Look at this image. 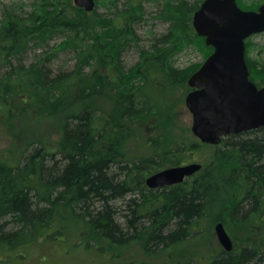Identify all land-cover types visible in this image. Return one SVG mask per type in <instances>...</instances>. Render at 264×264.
<instances>
[{
  "label": "trees",
  "instance_id": "obj_1",
  "mask_svg": "<svg viewBox=\"0 0 264 264\" xmlns=\"http://www.w3.org/2000/svg\"><path fill=\"white\" fill-rule=\"evenodd\" d=\"M100 2L103 14L97 11ZM96 4L90 13L94 25L83 19L85 10L72 0H30L29 5L1 9L0 112L33 95L35 104L61 113L65 121L56 152L39 143L16 165L0 162V246L13 250L60 238L57 225L64 223L80 233L88 230L85 244L94 243L99 253L101 245L116 251L144 237L145 253L156 255L188 241L195 225L218 207L217 219L243 231L239 243L232 251L222 247L205 263L190 259L184 264H264V127L229 136L216 146L201 141L175 144L178 150L166 154L168 166L181 163L179 154L198 146L216 149L218 156L185 182L183 191L169 195L141 194L139 187L133 188V170L148 167L145 161L130 160L123 150L121 129L142 108L136 105L146 84L142 69L151 68L154 75L158 69L171 83L183 74L175 68L176 56L202 47L204 38L192 23L199 0ZM153 20L165 24L166 32L151 38L149 48L139 51L138 64L127 67L124 55L139 42L137 28ZM203 49L205 61L214 50ZM62 54L71 56V71L67 63L66 69L55 70ZM204 61L184 74L182 83L189 90L188 79ZM246 62L250 77L261 84L263 78L254 77L247 56ZM259 67L256 73L264 76V67ZM78 85L83 87L80 93ZM156 154L146 162L165 167Z\"/></svg>",
  "mask_w": 264,
  "mask_h": 264
},
{
  "label": "rangeland",
  "instance_id": "obj_2",
  "mask_svg": "<svg viewBox=\"0 0 264 264\" xmlns=\"http://www.w3.org/2000/svg\"><path fill=\"white\" fill-rule=\"evenodd\" d=\"M202 1L205 0H199V3ZM21 3L29 5L30 0H0V19L3 7L19 6ZM72 4L77 7L74 0H72ZM67 7H70V5H67ZM98 7V13L103 14L106 12L101 2ZM85 13L83 19L94 25L96 20L94 15L90 14L92 12L85 11ZM166 29L165 24L154 20L147 25H142L141 28L138 27L136 32L139 42L126 50L127 52L124 55L126 66L130 68L138 64L141 60L139 51L142 48L148 49L151 38L164 34ZM194 32L196 33L195 29ZM60 41L58 40L57 43ZM200 42H202L200 44L203 48L208 47L205 39ZM202 47L200 49L188 48L176 56L175 68L182 70L183 74L180 73L171 83L166 82L165 77L162 75L163 72L161 73L159 70L160 73H158V69H156V75H154L155 72L151 68L142 69V72L147 73L145 77L146 84L141 85L142 95H139L136 99V105L138 107L142 106V108H139V115L133 117V120L131 119V124L123 127L121 131L124 138L123 150L126 157L130 160L145 161V167L148 168L141 171L144 176L163 168V166L155 165L153 162H146L148 159L150 160L154 153H157L156 160L158 162H162L159 157L161 155L164 159V165L167 167L171 160L166 154L169 151L172 153L176 151L177 146L175 144L183 146L186 141L188 144L193 141H200L191 130L193 116L185 102L190 90L182 83V78L184 74L191 71L192 66H197L204 61V56L207 54L204 53ZM32 56L31 54L29 58L31 59ZM246 56L253 65V69L255 68L254 77L264 79V76L256 73L257 69L260 70L259 64L264 67V34L257 35L249 40L246 45ZM66 63L67 68L71 71V56L62 54L53 66L58 72L63 68L66 69L64 67ZM105 68L103 66L100 69L106 72L108 68ZM263 79H259L262 85H264ZM82 89V85H78V93ZM79 98L77 97L73 102H77ZM23 99L25 97L20 98V100ZM27 99V102H18L17 105L12 106L9 109L11 112L6 109H2L3 111L0 112V162L16 165L19 160H22L23 153L39 143L45 144L49 150L55 152L59 148L62 137L61 125L64 123L65 117L61 113L54 115L47 107L35 104L33 95L27 96ZM56 112L59 113V111ZM164 149L166 150L164 151ZM177 156L176 154L174 157L177 158ZM217 156L218 151L216 149L202 148L201 146H198V149L193 152L187 150L184 154H179L181 163H196L204 167H208L216 161ZM133 187L135 188L136 185L133 184ZM217 209L218 207L210 209L209 214L195 225L193 236L188 241L182 245L164 251L161 250L156 255L145 253L144 237L116 251L111 250L109 245L107 247L101 245L103 253H99L100 251L97 252L93 249L94 243L90 244L91 246L85 244L88 237L87 233H89L86 231L88 230H81L80 233L77 229L73 228L71 230V228H68L69 226L63 223L57 225L61 230L60 238H43L30 246L13 250L0 246V264H184L190 259H197L200 263H205L206 260L222 249L216 234V226L219 223H223L225 226L233 240V246L239 243L240 235L243 233L240 228L237 230L234 225H228L227 220L217 219ZM76 232L79 233L78 236ZM101 247H96V249L100 250Z\"/></svg>",
  "mask_w": 264,
  "mask_h": 264
},
{
  "label": "water",
  "instance_id": "obj_3",
  "mask_svg": "<svg viewBox=\"0 0 264 264\" xmlns=\"http://www.w3.org/2000/svg\"><path fill=\"white\" fill-rule=\"evenodd\" d=\"M74 3L88 13L96 9L95 0ZM192 23L196 34L214 49L188 80L193 91L185 102L193 116V134L216 146L229 136L264 127V87L250 80L246 62V41L264 33V6L248 12L236 0H205ZM201 169L196 163L167 169L150 177L147 185L155 189L179 184ZM216 234L224 250L232 251L233 241L223 223L216 226Z\"/></svg>",
  "mask_w": 264,
  "mask_h": 264
},
{
  "label": "flooded vegetation",
  "instance_id": "obj_4",
  "mask_svg": "<svg viewBox=\"0 0 264 264\" xmlns=\"http://www.w3.org/2000/svg\"><path fill=\"white\" fill-rule=\"evenodd\" d=\"M237 1V4L238 6L244 10V11H248V12H257L259 11V9L261 7L264 6V0H236ZM203 1L199 4V7H201ZM195 14V13H194ZM264 34V33H263ZM262 35V34H260ZM256 37V36H254ZM253 38V37H252ZM251 39V38H250ZM249 39V40H250ZM249 40L247 41V43L249 42ZM246 43V44H247ZM250 80L252 82H254L258 88H263L264 85H261L259 84L257 81H255L254 79H252L250 77ZM191 92V90H190ZM191 163H179L177 165H172V166H165L163 167L162 169H159L157 172H154V173H148V175L144 176L143 174H141V171H144L145 169L144 168H139L138 170H133V184L136 185V187H139V192H148V191H153L154 194L156 193L157 196H160L161 194L162 195H169L171 193L172 190H179V191H183V188H184V184L185 182H188L190 181L193 177H196L198 173H196L194 176L186 179L184 182L182 183H179V184H175V185H172V186H165L163 188H155V189H152V188H149V186L147 185V180L152 177L153 175L159 173V172H162L164 170H167V169H171V168H175V167H181V166H187V165H190ZM137 182V183H136ZM134 188V187H133ZM143 193V194H145ZM142 194V193H141ZM155 194V195H156ZM152 193H150L149 196H151ZM148 200V199H147ZM143 201V200H142Z\"/></svg>",
  "mask_w": 264,
  "mask_h": 264
},
{
  "label": "bare ground",
  "instance_id": "obj_5",
  "mask_svg": "<svg viewBox=\"0 0 264 264\" xmlns=\"http://www.w3.org/2000/svg\"><path fill=\"white\" fill-rule=\"evenodd\" d=\"M137 183V182H136ZM263 192V191H262ZM140 193V192H139ZM260 195V194H259ZM149 198V197H148ZM147 199V198H146ZM154 204V203H153ZM230 207V206H229ZM230 209H231V207H230ZM249 213V212H248ZM251 215V214H250ZM262 218V217H261ZM223 221V220H222ZM155 227V226H154ZM251 227V226H250ZM55 230V229H54ZM201 231V230H200ZM248 242V241H247ZM259 244V243H258ZM76 245V244H75ZM259 248V247H258ZM261 249V248H260ZM161 250V249H160ZM166 252V251H165ZM169 253V252H168ZM172 253V252H171ZM223 253V252H222ZM259 254V253H258ZM166 255V254H165ZM191 256H193V255H191ZM197 256V255H196ZM208 259V258H207ZM167 261V260H166Z\"/></svg>",
  "mask_w": 264,
  "mask_h": 264
}]
</instances>
